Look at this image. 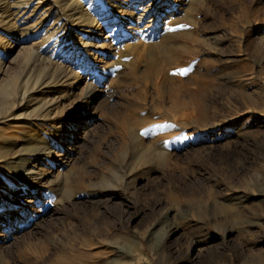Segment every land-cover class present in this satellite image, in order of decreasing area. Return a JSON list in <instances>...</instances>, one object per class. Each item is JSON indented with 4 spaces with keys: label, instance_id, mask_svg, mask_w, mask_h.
I'll use <instances>...</instances> for the list:
<instances>
[{
    "label": "rangeland",
    "instance_id": "374dc122",
    "mask_svg": "<svg viewBox=\"0 0 264 264\" xmlns=\"http://www.w3.org/2000/svg\"><path fill=\"white\" fill-rule=\"evenodd\" d=\"M27 1L0 0V85L28 88L0 264H264V0Z\"/></svg>",
    "mask_w": 264,
    "mask_h": 264
},
{
    "label": "bare ground",
    "instance_id": "6f19581e",
    "mask_svg": "<svg viewBox=\"0 0 264 264\" xmlns=\"http://www.w3.org/2000/svg\"><path fill=\"white\" fill-rule=\"evenodd\" d=\"M11 1H12V3H10V7L14 8V10H13V12L11 14H14V16H17V17H18V14L24 12L22 10L26 9L27 6H28V1L27 0H11ZM57 1L60 2V4L58 2L57 3L61 6V9L63 11H67L68 10V17L69 18H73L75 23H78V24L79 23H83L85 25H91V26L94 25L93 19L91 18V15L85 10L86 8H83V7H85L84 4H86V3L83 4V0H57ZM87 1L88 0H86V2ZM95 1H97V0H90L89 3H94ZM106 1L109 2V4L115 3L116 6L118 5V2L116 0H106ZM40 6L44 7L45 5H43V2H36V4L33 7V10H35L37 7H40ZM152 10L153 9L150 7V5L142 6L140 8V10H139L138 18L141 19L142 17H144L145 14H147V13L149 14V12H152ZM5 22L8 23V21H5ZM11 29L13 31H17V28L15 26V22L12 25ZM83 30H85V28H83ZM26 51L27 52H25L26 53L25 57L27 59L26 60L27 63H28L29 60L30 61L34 60V61H36V63H38V62H40V63H50L49 60H47L46 58L41 56L39 53L37 54V53L33 52L32 50L29 51V49H27ZM52 68H53V66H52ZM38 84L40 85L41 83L38 82ZM9 87H10V84H8V85H5V84L0 85V97H1V100H0V118L2 117L3 114H6V112H8L9 110L12 109V107L15 105V102H18V101L21 102V101H23V100H25L27 98V92H28L27 90H28V88H22L19 91H17L15 87H14V89H11ZM87 92H88L87 94L90 93V91H87ZM26 141H28V143H30L31 141H34L33 147L31 149V152L35 156H39V154L41 152V148H42L41 147L42 146L41 145V143H42L41 142L42 141L41 137L38 136L37 139L36 138H31V139L26 138ZM0 149L3 150L2 147H0ZM2 157L3 156L0 155V159ZM14 159H16V158H13L12 160L10 159V160H8L6 162L4 161L5 165H7L9 168H14V166L17 164V161H15ZM30 173H32V172H30Z\"/></svg>",
    "mask_w": 264,
    "mask_h": 264
},
{
    "label": "snow or ice",
    "instance_id": "6c2138e0",
    "mask_svg": "<svg viewBox=\"0 0 264 264\" xmlns=\"http://www.w3.org/2000/svg\"><path fill=\"white\" fill-rule=\"evenodd\" d=\"M186 70H181V74H183ZM163 127H169V125H164Z\"/></svg>",
    "mask_w": 264,
    "mask_h": 264
}]
</instances>
